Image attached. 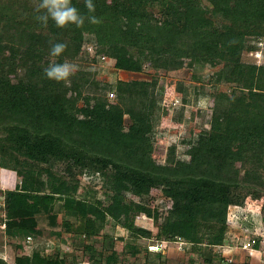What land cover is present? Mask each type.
<instances>
[{
    "label": "trees",
    "instance_id": "obj_1",
    "mask_svg": "<svg viewBox=\"0 0 264 264\" xmlns=\"http://www.w3.org/2000/svg\"><path fill=\"white\" fill-rule=\"evenodd\" d=\"M207 1L93 0L96 11L88 13L84 0H72L81 14L95 15L98 22L85 20L80 28L71 24L60 28L51 19L47 27L37 21L39 0H0V44L24 51L27 61L39 59L36 72L42 74L41 90L33 87L28 94L5 93L4 73L0 76V141L33 155L38 166V177L7 166L1 169L5 211L1 222H6L7 235L40 232L18 229L13 222L56 226L66 215L77 214L81 180L97 176L111 179L117 194L110 206H97L95 213L113 219L124 216L131 236L138 237L139 229L127 195H146L157 188L173 200L164 239H182L195 252L205 241L228 244L229 205L241 199L236 190L264 189V152L252 159L244 148L234 147L236 139L243 144L251 138L256 144L264 140V65L242 60L247 36L264 35V0ZM56 42L67 44L58 57L50 55ZM85 44L92 45L95 57L102 60L105 55L126 71H141L147 62L156 69H180L186 58L191 65L223 63L217 80L235 83L237 89L216 97L210 130L191 142L188 160L161 163L152 157L156 120L148 110L157 78L112 84L81 68L67 82L45 77L50 63L77 58ZM1 57L0 63L6 64L9 56ZM21 61L26 63V58ZM109 91L116 93L115 102L106 96ZM234 161L241 163L243 174ZM7 172L11 174L6 185ZM90 208L94 212L93 204ZM254 245L258 247L257 241ZM88 248L96 250L94 244ZM127 248L134 254L139 250L136 244ZM116 254L103 260L93 257L92 264H117ZM0 264L8 262L0 257ZM17 264L66 261L60 254L49 257L36 249L20 256Z\"/></svg>",
    "mask_w": 264,
    "mask_h": 264
},
{
    "label": "rangeland",
    "instance_id": "obj_2",
    "mask_svg": "<svg viewBox=\"0 0 264 264\" xmlns=\"http://www.w3.org/2000/svg\"><path fill=\"white\" fill-rule=\"evenodd\" d=\"M202 1L209 4L207 0ZM152 10L159 15L157 7H152ZM91 48H93L91 44H85L79 56L68 62L75 64L76 70L80 68L91 70L95 72L97 80L112 84L119 80L158 79L156 90L148 103V110L156 120L152 132L154 141L152 157L161 163L175 162L177 159L188 160L191 142L193 144L210 130L216 97L229 96L237 89L235 83L217 80L216 72L222 68L223 63L217 66L207 63L191 65L190 58H186L185 65L180 69H156L147 62L141 71H126L117 69L109 57L106 61L95 57ZM3 55L9 56L6 64L0 63V76L3 73L5 76V93L28 94L33 87L41 90L42 74L40 76L36 72L37 66L40 65L39 59L27 61L24 51L18 53L16 47L9 49L0 44V61ZM22 56L26 58V63H22ZM242 60L264 65V35L247 36ZM111 93L114 94L113 97L109 96ZM106 96L111 102L116 101L114 91L107 92ZM126 123L129 127L128 117ZM255 142L256 138L246 140L244 144L242 140L236 139L234 147L244 148L249 158L256 159L264 152V140L257 144ZM4 166L19 170L21 173H36L38 170L33 155L0 141V183L1 169ZM233 166L244 173L240 162L234 161ZM261 172L264 182V168ZM10 174L7 172L4 175L6 185L10 181ZM23 175L18 178L19 181L24 179ZM35 177H38L37 173ZM66 180L71 186L76 183L70 178ZM116 194L117 187L111 183V179L102 181L97 176L85 177L78 189L77 214L66 215L56 226L46 223L13 222L18 229L31 228L40 232L33 234L25 231L17 236H9L4 232L6 222L4 221L1 226L5 211L4 196L0 192V257L8 264H17L20 256L29 255L38 249L49 257L60 254L66 264H92L93 257L103 260L113 252L117 253V264H264V189L250 187L236 190L235 195L239 194L241 199L238 204L229 205L228 244L214 246L205 241L202 248L196 252L192 250L190 243L184 242L180 245L179 241L171 240L161 253L149 248L155 241L166 240L164 239L166 216L172 208L173 200L165 196L162 190L155 188L146 195H127L134 204L132 217L134 226L139 229L138 237L131 236L130 231L124 227L126 222L124 216L113 219L111 216L105 217L95 213L97 206L100 208L110 206ZM90 204H93L94 212L90 211ZM81 232L97 234L86 237ZM249 238L257 241V249L251 251L249 247L244 246ZM92 244L96 246V250L88 248V245ZM128 244H136L139 247L136 254L131 253L127 248ZM230 256L233 257L232 262L226 259Z\"/></svg>",
    "mask_w": 264,
    "mask_h": 264
},
{
    "label": "clouds",
    "instance_id": "obj_3",
    "mask_svg": "<svg viewBox=\"0 0 264 264\" xmlns=\"http://www.w3.org/2000/svg\"><path fill=\"white\" fill-rule=\"evenodd\" d=\"M84 6L88 13H94L96 6L93 0H84ZM37 21L47 27L51 19L57 27L64 28L75 25L80 28L85 20L95 24L98 22L95 15L81 14L79 9L72 4V0H39L36 4ZM67 49L65 42H56L51 45L50 55L61 56ZM76 72V65L65 60L63 63H50L45 69V77L56 82H67Z\"/></svg>",
    "mask_w": 264,
    "mask_h": 264
},
{
    "label": "built area",
    "instance_id": "obj_4",
    "mask_svg": "<svg viewBox=\"0 0 264 264\" xmlns=\"http://www.w3.org/2000/svg\"><path fill=\"white\" fill-rule=\"evenodd\" d=\"M91 50H93V48H91ZM106 60H107V56L103 55L102 56V61H106ZM113 95L114 94L111 93L109 96L113 97ZM246 218H247V216L245 217V219ZM1 223H2L1 226H3V222H1ZM178 241H179L180 245L183 244L184 242L186 243V241H184L182 239H179ZM255 242H256V240H254L252 238L251 239L249 238V240L246 242V244L244 246H246V248L249 247L248 249H250L251 251H253V250L257 249L255 247V245H254ZM168 243H169V240H158V241H155V242L151 243L149 245V248L150 249H154L157 253H161V251H163L166 248V245ZM226 259H228L229 262H232L233 261V257L232 256H230V258L228 257Z\"/></svg>",
    "mask_w": 264,
    "mask_h": 264
}]
</instances>
